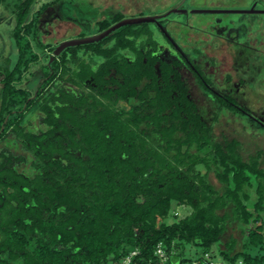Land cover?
Masks as SVG:
<instances>
[{"label":"trees","instance_id":"obj_1","mask_svg":"<svg viewBox=\"0 0 264 264\" xmlns=\"http://www.w3.org/2000/svg\"><path fill=\"white\" fill-rule=\"evenodd\" d=\"M35 2L16 5L19 60L0 72V264H119L136 248L145 264L157 260L159 244L179 264L193 259L187 244L203 254L216 243L224 261L264 264L263 151L245 155L239 138L221 140L214 129L228 110L264 134V117L253 116L241 89L214 90L193 60L161 55L147 22L54 55L57 45L37 39ZM42 55L46 77L35 91L21 87ZM185 67L218 109L210 120ZM35 106L41 126L30 129ZM9 137L28 158L2 145ZM27 161L30 173L20 169ZM174 202L192 212L168 223ZM234 222L244 236L239 249L234 237L223 243Z\"/></svg>","mask_w":264,"mask_h":264},{"label":"rangeland","instance_id":"obj_2","mask_svg":"<svg viewBox=\"0 0 264 264\" xmlns=\"http://www.w3.org/2000/svg\"><path fill=\"white\" fill-rule=\"evenodd\" d=\"M23 1L4 0L0 5V72L4 75L13 70L19 60L14 35L18 17L15 7ZM176 7L179 8L174 10ZM33 10H40L35 15L37 39L52 45L68 39L94 36L102 32L99 31L101 23L105 20L112 22L117 16H123V19L160 16L155 22H147L155 31V38L161 36L157 32L158 24L163 25L168 37L176 42L183 53L193 61L198 60L195 63L212 79L215 89L225 93L239 87L242 91L241 101L255 109L253 116L264 117V0H36ZM33 18V13L26 17L27 20ZM31 36L33 39L32 33ZM159 44L161 55L177 56L174 47L162 37ZM46 64L47 56L42 55L38 62L29 67L20 86L30 91L37 90L49 71ZM183 74L203 115L212 119L218 109L209 93L207 95L200 91L189 68H183ZM120 105L127 109L130 107L126 102H120ZM38 115L37 106L27 112L25 124L30 129L41 126ZM239 116L242 119L231 111H220L214 124L215 134L221 140L224 137L239 138L245 155L261 149L264 167V134L245 123L250 122L248 117ZM2 145H8L14 152L25 154L28 158L13 137L2 142ZM197 168L206 172L204 165L200 164ZM20 169L29 173L34 170L30 161L22 164ZM210 180L220 186L213 172L210 173ZM191 212L192 207L179 206L174 202L164 221L172 223ZM232 237L238 239L239 249L244 236L235 222L229 225L223 243ZM219 244H214L211 252L220 259ZM185 255L198 259L202 256V249L187 244Z\"/></svg>","mask_w":264,"mask_h":264},{"label":"built area","instance_id":"obj_3","mask_svg":"<svg viewBox=\"0 0 264 264\" xmlns=\"http://www.w3.org/2000/svg\"><path fill=\"white\" fill-rule=\"evenodd\" d=\"M140 254L139 249H134L130 251L125 257H123L119 264H140V261L136 259V257ZM155 254L157 255V260L150 261L145 264H178V262H171L170 256L162 244H159ZM239 263H242L241 261ZM179 264H232L230 262L224 261L223 259H219L217 257H213L211 252L203 253L201 257L198 259H192L191 261ZM238 264V263H236Z\"/></svg>","mask_w":264,"mask_h":264},{"label":"water","instance_id":"obj_4","mask_svg":"<svg viewBox=\"0 0 264 264\" xmlns=\"http://www.w3.org/2000/svg\"><path fill=\"white\" fill-rule=\"evenodd\" d=\"M178 8L179 7H176V9H174V10H177ZM170 13H171V11L169 13H167V15H169ZM159 17L160 16L127 18V19H123V20H120V21L114 23L113 25H111L107 29L103 30L102 32H100L94 36L78 37V38H74V39L64 40L60 44L57 45L56 50L54 51V55L60 54L65 48H67L69 46H77V45H82V44H86V43L100 41L124 25L139 24V23H144V22H155ZM54 55L51 57V61L54 59ZM31 98H33V96Z\"/></svg>","mask_w":264,"mask_h":264},{"label":"flooded vegetation","instance_id":"obj_5","mask_svg":"<svg viewBox=\"0 0 264 264\" xmlns=\"http://www.w3.org/2000/svg\"><path fill=\"white\" fill-rule=\"evenodd\" d=\"M159 22L162 23L163 21L160 19ZM157 24H158V23H157ZM158 25H159V28L161 29V30H160V29L158 28V31H157V32H159L160 35H161L160 38L162 37V39H164L165 42H168L172 47H174L175 52H176V54H177V56L175 55V57L178 58V55H179V56L182 55V56L188 58V56H186V54L183 53V51L179 48V46L176 44V42H174L173 39H171L170 37H168V35L166 34V31H165V27H163V25H160V24H158ZM153 33H154V37H155V31H154V30H153ZM160 38H159V39L156 38L157 41H158V52H159V48H160V44H159V42H160ZM126 55H128V56H130V57L133 56V54L130 53V52H126ZM51 57H52V56H51ZM188 59H189V58H188ZM50 61H51V58H50ZM196 61H198V60H196ZM196 61H193V62L195 63ZM195 64H197V63H195ZM211 87H212V89L215 90V88L213 87V85H212Z\"/></svg>","mask_w":264,"mask_h":264}]
</instances>
